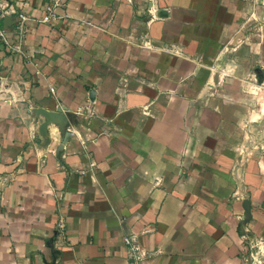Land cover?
<instances>
[{
    "label": "crops",
    "instance_id": "crops-1",
    "mask_svg": "<svg viewBox=\"0 0 264 264\" xmlns=\"http://www.w3.org/2000/svg\"><path fill=\"white\" fill-rule=\"evenodd\" d=\"M0 1V264H240L264 240V0Z\"/></svg>",
    "mask_w": 264,
    "mask_h": 264
},
{
    "label": "built area",
    "instance_id": "built-area-1",
    "mask_svg": "<svg viewBox=\"0 0 264 264\" xmlns=\"http://www.w3.org/2000/svg\"><path fill=\"white\" fill-rule=\"evenodd\" d=\"M49 4L47 6V13L41 19L42 22L49 21L50 16L53 14L54 8L56 6L63 5L66 0H49ZM151 5L154 3L153 0H149ZM150 8V7H149ZM150 10H148L149 12ZM9 9L6 8L0 1V42L4 43L8 46L10 50H16L18 47L12 46L8 43L7 37L4 33V30L1 26V19L6 14H9ZM150 16V15H149ZM26 15L24 11H18L17 21L14 27V34L20 41L25 35V21ZM53 91V89H51ZM64 223L60 221L58 223V229H63ZM240 241L243 246V252L240 257V264H264V240L257 237H250L247 231H244L240 234ZM125 242L127 244H131V239L126 237ZM132 248V247H131Z\"/></svg>",
    "mask_w": 264,
    "mask_h": 264
},
{
    "label": "rangeland",
    "instance_id": "rangeland-1",
    "mask_svg": "<svg viewBox=\"0 0 264 264\" xmlns=\"http://www.w3.org/2000/svg\"><path fill=\"white\" fill-rule=\"evenodd\" d=\"M253 84H249L248 93L254 96L253 108L256 113L253 115V118L261 126L264 140V79Z\"/></svg>",
    "mask_w": 264,
    "mask_h": 264
}]
</instances>
